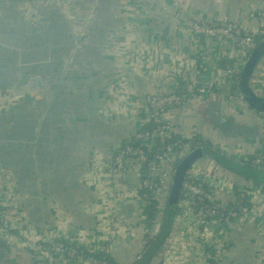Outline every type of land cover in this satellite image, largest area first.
Wrapping results in <instances>:
<instances>
[{"label": "crops", "instance_id": "0c3cea01", "mask_svg": "<svg viewBox=\"0 0 264 264\" xmlns=\"http://www.w3.org/2000/svg\"><path fill=\"white\" fill-rule=\"evenodd\" d=\"M263 9L264 0H0V209L9 225L7 233L0 230V264H88L83 257L111 264H264L263 196L244 219L204 231L191 214L176 215L178 203L167 202L159 223L171 231L151 256L138 167L106 169L142 128L145 99L180 88L196 95L184 109L162 113V122L170 135L196 136L209 148L170 155L160 173L170 174L178 155L179 169L201 150L231 154L236 164L258 162L264 114L240 102L225 73L238 74L244 55L226 41L192 35L182 21L233 23L253 35ZM257 70L251 88L264 96V80L256 81L264 79V64ZM241 121L252 124L251 132ZM188 170L218 182L233 176L231 190L245 184L210 158ZM227 190L213 192L214 200L231 203ZM59 244L63 254L53 251Z\"/></svg>", "mask_w": 264, "mask_h": 264}, {"label": "built area", "instance_id": "2783aa9c", "mask_svg": "<svg viewBox=\"0 0 264 264\" xmlns=\"http://www.w3.org/2000/svg\"><path fill=\"white\" fill-rule=\"evenodd\" d=\"M58 2L59 0H50ZM257 28L253 35H247L241 32L239 27L235 24H222L214 25L212 21L208 19H200L198 21L184 20L182 21V27L189 31L195 36H204L208 39H216L219 41L228 42L235 50L239 51L244 55V61L246 56L252 53V51L257 47L258 44L264 42V9L260 10L257 15ZM258 41V43H257ZM226 79L232 81V77L235 74L233 68L226 70ZM202 93L197 91V95ZM196 98H201V95L195 96ZM240 102H242L239 97ZM180 99L177 95H152L145 99L144 109L146 111L147 120L152 122L157 127L155 128L153 134L154 142L152 141V135L142 130L137 131L130 139V142L139 141L142 143L139 147L123 146L117 150L114 160L112 163L108 164L106 169L109 173L119 174L126 170L127 165H136L137 171L135 172V179L140 185V191H149L153 195L158 196L160 191L157 188L156 182L161 179L158 177V168L166 161V159L173 154V148L180 146L181 143L177 142L174 144H167L165 142L170 139V133L167 126L164 124L160 126L162 122V111L172 107L178 106ZM150 149H158L153 156H149V151L146 146L151 145ZM144 148V149H143ZM145 169V171H144ZM186 179L195 181H201L204 184L211 187L210 191L202 189L200 186L191 184L190 182H184L181 185L180 193L183 197L190 198L179 203V207L183 214H191L192 219L198 226H203V231L210 225L206 220L212 217L224 216L226 212V206H222L220 203L216 202L213 198V192L227 190L228 187L217 185L219 182H210L205 178H198L195 171L187 173ZM217 185V186H215ZM141 200V199H140ZM148 200L143 197L141 200L142 205ZM192 207H196V213L191 210ZM245 213V212H243ZM226 216L223 218L224 222L229 224L230 220L233 219L234 222L230 226L236 223L238 220V213L234 210H229ZM0 230L7 233L9 231V225L7 220L0 214ZM65 247L62 244L55 245L53 251L57 254H63ZM71 257L80 258L81 252L78 250H72L70 252ZM88 264H107L101 262L94 257H83Z\"/></svg>", "mask_w": 264, "mask_h": 264}, {"label": "trees", "instance_id": "16d2710c", "mask_svg": "<svg viewBox=\"0 0 264 264\" xmlns=\"http://www.w3.org/2000/svg\"><path fill=\"white\" fill-rule=\"evenodd\" d=\"M215 25V24H214ZM216 25H221V24H217ZM258 43V41H257ZM251 55V53L249 55L246 56V60L248 59V57ZM240 72H238V74H234L232 77V89L231 92L235 93L239 95L238 92V83H239V78H240ZM252 85V82H251ZM188 90H183V89H179L177 90V92L175 93V95L178 96V98L180 99V103L178 106H172L169 107L165 110L162 111V113H165L166 111H176V110H182L184 109L185 105L187 104L186 102H188L190 96L194 95L195 92H191ZM196 95V93H195ZM161 113V114H162ZM142 120L144 122L142 128L140 130H142V132H146L152 135L153 137V132L155 130V128L157 127L156 125H154L152 122H149L147 120V116L145 117V115L142 116ZM164 123L161 122L160 126H163ZM262 126L264 127V122L261 125V129ZM264 130V129H263ZM152 141L154 142V137L152 138ZM180 142L181 145L180 146H176L173 148V154L174 153H180L184 155H189L192 151H195L196 149L199 148H209L208 143L204 142L203 140H201L200 138L194 136L192 138L189 139H183L177 136H172L170 135V139L167 140L165 142V145L169 144H174ZM142 143H140L139 141H133L127 144V146H132V147H139L141 146ZM152 146L151 145H147L146 148L147 150L150 152L149 156H153V154L158 151V149H150ZM144 149V148H143ZM171 154V155H173ZM180 155H178V157L175 160V165L174 167H169L170 174H165L164 172H162L163 170L161 169V167L167 163V161H165L162 166H160L158 168V177H160V181L156 182L157 188L160 191V194L158 196L153 195L152 192L149 191H139V198L142 200L143 197H146L148 200H150L149 202L146 201L145 204H143V208H142V225L144 226V228H146L147 230V234L145 235L144 239H145V245L147 246V252H149L152 255H154L157 252V242L163 243L164 241L168 240V236H169V226H163L159 223V218L162 214V212L165 210V208L167 209L169 207L167 202L175 203V204H179L183 201H185L186 199H190V198H186L183 197L180 193V187L184 182H190L191 184H194L196 186H200L202 189L210 191L211 187H209L208 185L204 184L201 181H193V180H188L186 179V177L188 176L187 173H189V170L186 169L185 172L181 173L180 177L176 180V177L180 174V172L178 171V166L181 164L180 163ZM249 160H242L241 161V165H243L244 167L247 168H256V167H260L261 169L264 170V155L261 156V158L258 160V162L254 161L252 158H248ZM258 163V164H257ZM164 174V176H162V174ZM145 171V169H144ZM179 172V173H178ZM168 173V172H167ZM170 175V176H169ZM172 175V176H171ZM164 177V178H163ZM245 184L241 189H238L235 187L234 191L231 193L232 194V199L233 201L231 203L226 204V212L224 213V216L221 217H212V218H208L206 220L207 223H211L214 220H221L220 223L224 224V222L222 221V219L226 216L225 214L228 213L229 210H234L235 212L238 213V218L237 220L243 219L244 217L248 216L251 212V210L253 209L254 205L251 199V195L249 194V192L247 191L248 188H254L256 189L260 194L263 196L264 198V186H257L256 183L248 181V180H244L242 179ZM172 186V189H169L167 196L163 194V190L165 188H168L169 186ZM169 185V186H168ZM167 203V206H166ZM215 204H219L218 202H214ZM191 210L193 211V213H196V207H192ZM176 215L178 214L179 216L181 215L182 211L180 208H175L174 209ZM2 209H0V214L2 213ZM245 212V213H243ZM234 222L233 219L230 220V223ZM199 228L202 230L203 226H199ZM171 231V230H170ZM10 234H13L12 232H10ZM168 234V235H167ZM164 244V243H163ZM64 247L65 245L62 244ZM162 245V244H161ZM160 245V246H161ZM73 249V248H72ZM97 260L101 261V262H106L108 264H111L109 259L107 257H101L98 258Z\"/></svg>", "mask_w": 264, "mask_h": 264}, {"label": "water", "instance_id": "95a60500", "mask_svg": "<svg viewBox=\"0 0 264 264\" xmlns=\"http://www.w3.org/2000/svg\"><path fill=\"white\" fill-rule=\"evenodd\" d=\"M264 59V42L257 45L252 51L247 60L242 63L238 92L244 106L255 114H264V96H258L251 88V81L257 70L259 64ZM210 158L221 169L230 172L241 179L248 180L257 184V186H264V170L260 167L254 169L244 167L241 164H236L228 159H224L221 155L215 152V149L211 151L201 150V152H195L191 154L178 169L183 173L186 169L197 159ZM258 164V163H257ZM183 171V172H182ZM178 172V173H179Z\"/></svg>", "mask_w": 264, "mask_h": 264}, {"label": "rangeland", "instance_id": "374dc122", "mask_svg": "<svg viewBox=\"0 0 264 264\" xmlns=\"http://www.w3.org/2000/svg\"><path fill=\"white\" fill-rule=\"evenodd\" d=\"M262 64H264V59L261 61V63L259 64V66L258 67H260ZM256 72H258V70L256 71ZM255 72V74H257ZM253 79V78H252ZM261 80H264L263 78H261V77H259V78H256V81H261ZM261 93V92H260ZM247 128H248V131L249 132H251V130H252V124H249L248 122L247 123H245L244 121H241ZM253 125H255V124H253ZM212 139H214V138H212ZM215 140V139H214ZM226 155H229V154H226ZM230 156V158H227L226 156H225V158H227V159H229L230 161H233V156H231V154L229 155ZM218 172H220V173H225L224 171H221L219 168H217L216 169ZM123 172V171H122ZM122 172H120V173H122ZM226 174V173H225ZM216 175H218V176H220V174H216ZM197 177L198 178H202V177H199L198 176V174H197ZM233 176H228V175H226L225 176V180H223V179H221V180H219V183L217 184V185H221V186H225V187H228V192L229 193H232L233 191H234V189H235V187L234 188H232V190L231 189H229V182L228 181H230V179L232 178ZM176 178H178V177H176ZM221 178H223V177H221ZM228 180V181H227ZM208 181H210V182H214V180H208ZM217 185H215V186H217ZM237 190H238V188H237ZM220 192V191H219ZM221 192H223V191H221ZM248 192H249V194L251 195V199H252V202L254 201V199L257 197V196H262V195H260V194H255L254 192H251L250 190H248ZM219 203V202H218ZM221 204V203H220ZM222 206H226V205H223V204H221ZM247 217V216H246ZM245 218V217H244ZM243 218V219H244ZM220 221L221 220H214V221H212L211 223H210V225L211 224H214V223H218V224H220V225H223V226H225V227H229L230 226V222H229V224H227L226 225V223L224 222V220L222 219V221L224 222V224H222V223H220ZM209 225V226H210Z\"/></svg>", "mask_w": 264, "mask_h": 264}, {"label": "flooded vegetation", "instance_id": "af4514ba", "mask_svg": "<svg viewBox=\"0 0 264 264\" xmlns=\"http://www.w3.org/2000/svg\"><path fill=\"white\" fill-rule=\"evenodd\" d=\"M222 157H224V158H225V156H222Z\"/></svg>", "mask_w": 264, "mask_h": 264}]
</instances>
